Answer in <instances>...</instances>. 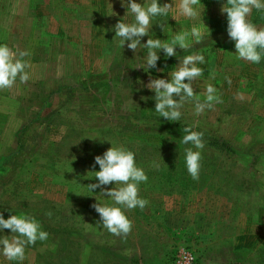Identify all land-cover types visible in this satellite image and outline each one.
Returning a JSON list of instances; mask_svg holds the SVG:
<instances>
[{"label":"rangeland","instance_id":"rangeland-1","mask_svg":"<svg viewBox=\"0 0 264 264\" xmlns=\"http://www.w3.org/2000/svg\"><path fill=\"white\" fill-rule=\"evenodd\" d=\"M158 2L172 9L153 20L150 38L170 41L203 22L209 38L189 52L177 46L171 58L161 50L157 69L145 72L136 68L145 50L134 54L113 39L119 20L134 22L127 0H0V44L27 51L31 65L27 83L0 91L11 99L1 106L19 111L14 121L0 118V212L33 217L49 234L26 246L23 262L0 254V264H172L180 248L195 264H264V58H236L220 12L226 0H201L195 19L180 15V0ZM248 19L264 28V13L253 9ZM157 20H166L164 32ZM195 53L205 57L195 93L203 100L212 84L222 102L200 116L186 103L180 121L159 118L143 85L150 76L170 79L179 57ZM197 121L204 148L193 180L185 163L192 145L181 141ZM111 145L135 153L148 177L138 185L143 210L115 205L132 221L126 239L97 224L91 205L113 201L87 188L97 182L95 156ZM12 235L0 231V239Z\"/></svg>","mask_w":264,"mask_h":264},{"label":"clouds","instance_id":"clouds-1","mask_svg":"<svg viewBox=\"0 0 264 264\" xmlns=\"http://www.w3.org/2000/svg\"><path fill=\"white\" fill-rule=\"evenodd\" d=\"M200 3L201 0H180L178 5L180 15L188 19L197 18L200 15L198 11ZM121 4L125 7V0H121ZM127 9L133 15L134 22L129 24L122 19L119 20L113 28L115 32L113 39L119 38V47L122 49L128 42L126 46L134 54L138 48L145 50L144 63L136 67L144 69L145 72L157 69L161 50L165 58H171L177 56V46L184 52H189L195 45L202 44L209 38L206 37L205 29L208 28L204 22L203 26L193 25L190 30L177 33L170 41L150 38L149 31L153 20L158 17H168L172 9L171 3L161 5L158 0H151L145 6L137 3L136 0H127ZM253 9L264 13V0H226L220 12L226 14V31L229 40L234 42L236 58L258 64L264 58V28H257L249 21L248 17ZM112 13L116 15L113 11ZM166 23V20H157L155 24L164 32ZM145 36L149 38L145 43H141ZM28 55L27 51L13 52L8 45L0 44V91L11 89L17 79L22 84L28 82L30 76L26 69L31 65L24 60V57ZM204 63V55L188 54L179 57V63L175 69L168 73L170 79L150 76L149 82L143 86L154 93L151 99L155 101L154 111L159 118L163 117L172 122L180 121L181 109L186 103H192L194 115L200 116L206 109H212L216 103L222 102L217 95V88L212 84L206 86L203 100L194 91L192 81L204 73V69L197 65ZM159 70L162 71V69ZM226 79L231 83L230 78L226 77ZM142 99L148 98L142 97ZM198 123L197 121L196 124L183 128L185 134L181 141L185 145H192L185 148V163L193 180L199 179L201 151L204 148L203 132L193 130ZM193 148L196 150L194 151ZM96 165H99V171L93 172L97 182L87 184V188L91 192L101 189L100 193L113 201L111 206L100 203L91 205L99 214L97 224L110 234L126 239L132 230V221L128 219L121 207L115 205L123 206L128 210L136 207L143 210L148 201L139 197L138 185L141 182H147L148 177L143 169L136 166L135 153L123 147L111 145L102 155L95 156L92 167L95 168ZM155 166L158 167V165ZM113 183L120 186L107 187ZM4 229H9L13 234L11 239L7 237L0 239V254L9 261L23 262L26 246L35 245L38 240L45 241L49 236L35 218L24 214L10 215L5 219L0 212V231Z\"/></svg>","mask_w":264,"mask_h":264},{"label":"crops","instance_id":"crops-1","mask_svg":"<svg viewBox=\"0 0 264 264\" xmlns=\"http://www.w3.org/2000/svg\"><path fill=\"white\" fill-rule=\"evenodd\" d=\"M20 83V81L18 80V81H16V84H19ZM4 96H6L5 95V93L3 92V94H0V118H1V120H2V116H9V118H7V119H5L4 121H7V120H10V121H14L15 120V118L17 117V112H19L18 111V109L17 108H14L13 110H12V108L11 107H8V109H7V107H2L1 105L3 104H7V101H9L10 102V98H6V97H4ZM8 105H10V104H8ZM17 119V118H16ZM3 121V120H2ZM6 123V122H5ZM5 123H1L0 124V135H3V131H4V128H5ZM2 147L0 146V151L2 150L1 149Z\"/></svg>","mask_w":264,"mask_h":264},{"label":"built area","instance_id":"built-area-1","mask_svg":"<svg viewBox=\"0 0 264 264\" xmlns=\"http://www.w3.org/2000/svg\"><path fill=\"white\" fill-rule=\"evenodd\" d=\"M172 264H195V256L191 251L180 248Z\"/></svg>","mask_w":264,"mask_h":264}]
</instances>
